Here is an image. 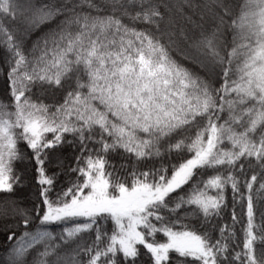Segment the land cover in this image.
I'll list each match as a JSON object with an SVG mask.
<instances>
[{
    "label": "snow or ice",
    "instance_id": "1",
    "mask_svg": "<svg viewBox=\"0 0 264 264\" xmlns=\"http://www.w3.org/2000/svg\"><path fill=\"white\" fill-rule=\"evenodd\" d=\"M0 264H264V0H0Z\"/></svg>",
    "mask_w": 264,
    "mask_h": 264
}]
</instances>
